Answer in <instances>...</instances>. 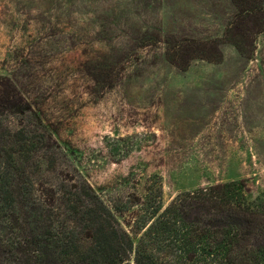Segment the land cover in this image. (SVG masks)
Masks as SVG:
<instances>
[{"label": "rangeland", "instance_id": "obj_1", "mask_svg": "<svg viewBox=\"0 0 264 264\" xmlns=\"http://www.w3.org/2000/svg\"><path fill=\"white\" fill-rule=\"evenodd\" d=\"M236 12L233 0H0V76L65 152L48 169L34 154L37 181L79 172L127 213L150 185L165 206L237 179L264 191V29L240 52L226 36ZM212 47L219 60L196 57ZM0 123L2 137L36 117Z\"/></svg>", "mask_w": 264, "mask_h": 264}, {"label": "trees", "instance_id": "obj_2", "mask_svg": "<svg viewBox=\"0 0 264 264\" xmlns=\"http://www.w3.org/2000/svg\"><path fill=\"white\" fill-rule=\"evenodd\" d=\"M233 1L226 36L244 53L264 29V0ZM216 52L196 57L219 60ZM6 114L36 117L34 129L5 127L0 137V221L14 235L1 250L7 264H264V191L245 179L183 191L166 206L150 185L127 213L79 172L60 184L37 181L34 154L45 151L48 169L64 149L0 76V118Z\"/></svg>", "mask_w": 264, "mask_h": 264}]
</instances>
